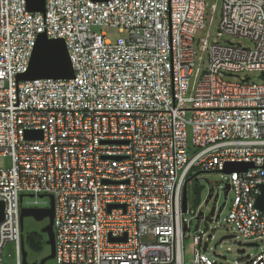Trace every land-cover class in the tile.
Instances as JSON below:
<instances>
[{
  "label": "built area",
  "instance_id": "2783aa9c",
  "mask_svg": "<svg viewBox=\"0 0 264 264\" xmlns=\"http://www.w3.org/2000/svg\"><path fill=\"white\" fill-rule=\"evenodd\" d=\"M206 7L45 0L32 12L26 0H0V156L11 162L0 167V264L8 242L23 264L20 210L47 207L39 194L54 200L55 264H220L206 252L207 231L193 234V258H184L187 183L198 172L227 178L231 237L264 238V0H220L219 39L195 45ZM40 33L65 41L74 77L17 79ZM228 163L250 166L225 173ZM232 264H264V247Z\"/></svg>",
  "mask_w": 264,
  "mask_h": 264
},
{
  "label": "rangeland",
  "instance_id": "374dc122",
  "mask_svg": "<svg viewBox=\"0 0 264 264\" xmlns=\"http://www.w3.org/2000/svg\"><path fill=\"white\" fill-rule=\"evenodd\" d=\"M215 4L214 13H211V5ZM219 11H220V0H207V7L205 11V26L200 29L196 36L194 37V43L196 45L198 38H206L208 41L218 40L216 36L217 25L219 21ZM212 19L210 20V18ZM93 31L103 32L107 39L114 40L119 32L117 29L109 28L106 26H93ZM221 41H228L230 39L222 37ZM235 42H240L242 45H248L249 42L245 39L234 38ZM197 49V46H196ZM198 55H202L203 59L200 61V68H203L206 64V55L198 51ZM251 81H258L256 73H250ZM233 80V79H230ZM10 159L8 156H0V167L10 166ZM192 173L191 175H194ZM227 178L221 172H200L197 176L187 183V213L183 214L184 219L188 223V230L186 231V237L183 242V252L186 261H190L193 258V234L195 232L200 233L202 231H207L210 234H214V238L211 239L207 244V254L212 260H216L220 264H232L235 260H241L249 256H255L261 248L264 247V238L257 241V245H246V242L239 234L235 233L237 236L223 238L226 235H232L231 228L226 223L225 218L228 212V206H224L221 214L218 218V222L209 221L206 218L209 216L211 207L215 205L217 208L222 205L225 201L224 195V185L227 182ZM198 185H204V188L200 192V203L198 205L194 204V198L196 195L193 193V188ZM213 186V194L218 192V198L216 202L213 197L209 199L208 203H205L208 192ZM233 193H230L228 198L232 199ZM34 198L29 196H24L23 204L27 205V202L33 201ZM38 201L44 205L49 204L48 197L38 198ZM44 203V204H43ZM230 203V202H229ZM228 203V205H229ZM45 204V205H46ZM202 212L203 217L199 219L196 217L198 213ZM214 219V216L212 217ZM23 228L21 233L27 235L32 232H41V228L47 223V219L37 221L32 216H25L23 218ZM42 233V232H41ZM24 251L26 252V262L28 264L39 263L40 260L46 256L49 252V247H46L42 251L37 252L30 248L27 244L24 245ZM3 264H15V247L14 242H8L5 244L2 250ZM45 264H55V260L48 259Z\"/></svg>",
  "mask_w": 264,
  "mask_h": 264
},
{
  "label": "water",
  "instance_id": "95a60500",
  "mask_svg": "<svg viewBox=\"0 0 264 264\" xmlns=\"http://www.w3.org/2000/svg\"><path fill=\"white\" fill-rule=\"evenodd\" d=\"M97 1H107V0H97ZM26 7L29 11L32 12H44L45 0H26ZM74 77V70L72 67V62L65 44V41L62 38H48L45 33H40L37 36L35 45L32 50V54L28 63L27 70L23 73L17 75L18 80H33V79H44V78H60V79H70ZM260 78L264 79V72L259 75ZM247 78H245L246 80ZM26 137H36L41 138V131H28L25 134ZM250 164L247 163H228L223 172L230 173L234 170L246 169ZM200 173V172H198ZM197 173V174H198ZM196 174V175H197ZM204 188V185H198L193 188V193L196 195L194 198V204L198 205L200 203V192ZM229 189L228 184L225 185L224 195ZM261 193L257 196L256 205L257 207L264 210V185L260 186ZM213 195V186H211L205 203H208L209 199ZM32 197L31 194L28 195ZM23 195L20 196L22 198ZM39 198L45 197L43 194L38 195ZM49 199V205L47 207H21L20 210V225L21 230L23 228V218L25 216H32L35 220L41 221L47 219V223L41 228V232L46 235V244L49 247V252L44 256L39 264H44L48 259H52L55 254L54 248V233H53V217H54V200L52 195H47ZM215 201V199H214ZM186 203V189L183 191V211ZM224 202L219 207V211L222 209ZM112 205L109 206V208ZM215 205L211 207L209 216L207 220H211L214 215ZM4 215V203L0 202V222L3 219ZM203 217V213L199 212L196 217L199 219ZM217 216V215H216ZM231 235H226L223 238H229ZM124 239V238H120ZM23 237H21V246H22V263L27 264L26 262V252L24 251L23 246ZM246 245H254L252 242L246 243ZM37 264V263H32Z\"/></svg>",
  "mask_w": 264,
  "mask_h": 264
},
{
  "label": "trees",
  "instance_id": "16d2710c",
  "mask_svg": "<svg viewBox=\"0 0 264 264\" xmlns=\"http://www.w3.org/2000/svg\"><path fill=\"white\" fill-rule=\"evenodd\" d=\"M23 244H27L33 250L40 252L46 247V235L44 233L32 232L27 235H23Z\"/></svg>",
  "mask_w": 264,
  "mask_h": 264
}]
</instances>
